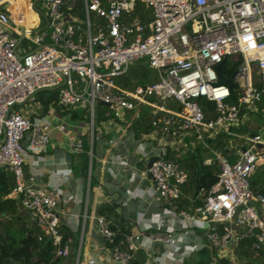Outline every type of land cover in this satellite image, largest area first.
I'll list each match as a JSON object with an SVG mask.
<instances>
[{
	"label": "built area",
	"instance_id": "built-area-1",
	"mask_svg": "<svg viewBox=\"0 0 264 264\" xmlns=\"http://www.w3.org/2000/svg\"><path fill=\"white\" fill-rule=\"evenodd\" d=\"M11 1L0 0V166L14 177L5 197L28 212L29 223L41 230L38 240L47 237L57 256L71 251L70 238L63 239L60 230L61 193L35 185L34 174L23 172L26 156L44 157L48 125L31 117L30 109L13 107L38 91L55 90L62 108L87 112L89 157L94 131L99 138L102 133L94 124L98 102L110 122L143 107L153 115L142 140L130 137L132 151L154 157L143 170L150 185H129L117 203L122 217H127L126 203H138L144 195L155 205L137 210L138 231L124 236V249L108 247L110 263L131 264L141 249L144 264H183L206 244L233 261V247L243 237L255 249L264 246V195L249 185L250 175L264 163V0H81L83 19L69 12L76 0H41L44 24L35 32L31 29L41 21L25 27ZM137 2L150 10L146 23L131 17ZM136 59H143L154 77L127 88L121 81ZM220 76L232 85L220 82ZM219 137L227 141L223 147L232 151V160L207 141ZM101 141L120 144L117 153L111 150L117 174L129 171L133 179L140 158L123 148L116 133L109 143ZM196 145L211 153L202 164L215 166L217 180L205 192L203 206L176 209L187 173L166 154ZM70 148L82 152V140L72 137ZM95 221L106 246L112 243L109 221L102 215ZM194 230L202 231L199 243L187 239Z\"/></svg>",
	"mask_w": 264,
	"mask_h": 264
},
{
	"label": "crops",
	"instance_id": "crops-1",
	"mask_svg": "<svg viewBox=\"0 0 264 264\" xmlns=\"http://www.w3.org/2000/svg\"><path fill=\"white\" fill-rule=\"evenodd\" d=\"M79 1L81 13L79 14L76 10L78 5L77 2L74 3L69 12L77 15L79 19H83L84 11L81 0ZM14 2L15 0L11 1L12 10H14L15 7ZM28 3L31 10L36 15L34 24L30 25L34 26L39 20L41 21V18L33 10L31 0H28ZM23 18L25 20V17ZM39 28H41V26L38 24L37 27L31 30L35 32L38 31ZM21 42L19 44H21ZM38 92L35 96L39 101L32 104L30 116L38 117L43 123L48 125L49 143L47 151L42 159L36 160V158L31 155L25 157L23 172L25 176L31 173L34 174L33 182L35 185L45 190H57L61 193L59 219L61 227L69 234L68 237L71 240L70 252H74L76 258L74 264H88V258H93L95 260L94 264H112L108 261L109 248L97 231L95 216L99 215L97 214V209L100 204H113L119 216L127 223V226H129L130 232L135 233L138 231L136 224L138 219L135 221L137 210H142L144 207H147L148 203L150 207H154L155 204L149 202L150 197L144 195L138 203H126L127 217L123 216V218L120 205L117 203L118 200L122 199L125 195L126 188L129 185H137L140 188L150 185L146 176L143 174L148 160L144 157H140L134 150L132 151L130 145L132 142L130 137L142 140L141 138L146 132L134 135L132 129L128 127L129 123L127 117L130 114L134 116L136 114L134 111H125L123 119L115 118L113 121L111 120V122L103 116L98 121L94 120V124L97 128L102 130V133L99 138L96 136V131H94L95 136L92 138L91 143L93 154L89 157L90 127L88 124L89 118L87 112L81 108L64 109L58 105L57 102H55V104H44L42 99L46 92L43 94ZM73 110H83L85 113L83 112L84 115L80 114L79 117H72L71 111ZM251 124L254 125V123ZM252 125L250 126V130L252 129V131L256 132L257 129L252 128ZM114 130H116V132H114ZM124 130H131L132 136H130L131 134L129 132L125 133ZM114 133H116L117 137L122 138L123 148H127L129 152H133L136 157L140 158L137 163H134L135 173L133 179L129 176V171L126 175L119 176L117 174L119 167L113 160V154L120 150V144L115 142L108 145L101 141L102 138L107 140V142L111 141ZM72 137H78L82 140V152L75 153L71 151L70 139ZM84 144L87 146V148H85L86 150H84ZM98 149L102 152V158H97ZM111 150H113L114 153ZM229 151L232 158H228L232 160L234 156L232 151ZM83 152L87 155L86 166H83L81 161V154ZM179 152L183 151L179 150L178 153ZM0 167L9 172L4 167ZM263 172L264 163L260 164L250 175L249 180L252 178L253 180L249 181V185L254 193H261L264 195V179L262 177H257V175ZM200 193L203 195L204 201L205 192L201 191L198 195H200ZM98 194H114V196L109 200L100 202L97 199ZM252 203L256 206L254 202ZM18 214L27 224L29 223L28 212L25 209L18 206ZM260 216L264 219V212H260ZM201 233V230H194L187 235L188 241L199 243Z\"/></svg>",
	"mask_w": 264,
	"mask_h": 264
},
{
	"label": "trees",
	"instance_id": "trees-1",
	"mask_svg": "<svg viewBox=\"0 0 264 264\" xmlns=\"http://www.w3.org/2000/svg\"><path fill=\"white\" fill-rule=\"evenodd\" d=\"M31 2L33 10L43 18V10L40 8L41 0H31ZM76 2L78 4L76 10L80 14V1L76 0ZM150 15V10L139 2L135 4L134 10L131 12V17L136 16L141 23L148 22ZM153 77L154 72L146 65L144 60L136 59L129 65L121 84L127 88H133L137 84L152 81ZM42 101L44 104H55L57 101L55 90H46ZM200 102L204 104L205 101L202 99ZM96 106L94 120L97 117L98 121L103 117L102 112L105 108L100 102ZM83 112L85 113L83 110H73L71 116L79 117ZM152 116L148 108L143 107L134 116L130 114L127 117L128 127L132 129L134 135L147 132ZM207 141L211 145L214 144V147L220 149L230 159L232 158L230 151L223 147L227 144L226 140L219 137L216 140L207 139ZM85 148L87 146L84 144V150H86ZM202 153L199 146L196 145L184 152L170 151L166 154L167 157L177 161L187 173L186 181L181 186L182 195L177 201V209L192 211L203 206V195L199 196V192H206L217 180L215 166L202 164ZM81 156L82 165L86 166V153L83 152ZM257 177L264 179V172L257 175ZM252 180L253 178L249 181ZM13 186L14 177L12 173L0 167V264H74V252H70L67 256L55 255L54 246L47 237L42 235L43 237L40 240L37 239V236L41 234V230L34 223L27 224L19 216L17 203L14 200L5 198V195ZM97 214L107 219L109 227L114 231L113 242L107 244V247L112 248L116 244L120 249H124V236L130 233V228L119 216L115 206L102 203L97 209ZM60 230L63 239L69 236L63 227H60ZM233 254L234 262L228 256H219L215 248L206 244L186 257L183 264H264V246L255 249L252 246V240L248 237L238 240L233 247ZM145 260V252L136 249L131 264H144Z\"/></svg>",
	"mask_w": 264,
	"mask_h": 264
},
{
	"label": "rangeland",
	"instance_id": "rangeland-1",
	"mask_svg": "<svg viewBox=\"0 0 264 264\" xmlns=\"http://www.w3.org/2000/svg\"><path fill=\"white\" fill-rule=\"evenodd\" d=\"M14 3H15V7H14V11H15V8H17L18 1L15 0ZM19 5L21 7V14H22L23 17H25L26 27L34 24V22L36 20V15L31 10V8L29 6V3H28V0H19ZM43 24H44L43 23V18H41V22H40L39 26H42ZM20 45L27 48L29 44H28V42L26 40H23ZM152 72H153V70H152ZM44 92H46V90H41L38 93L43 94ZM37 101H39L38 98L35 95H33L32 98L28 100V102H25V104H21V105H15L13 107V109H19L20 111H22L23 109H30L32 107V104L37 102ZM97 110H98V108L96 106V111ZM95 121H97V117H96ZM197 146H199L200 150L203 152L201 154L202 158L211 157V153L209 151L205 150L202 145H197ZM113 196H114V194H112V195L98 194L97 199L100 202H102V201L104 202V200H109ZM199 196H201V193H200Z\"/></svg>",
	"mask_w": 264,
	"mask_h": 264
},
{
	"label": "water",
	"instance_id": "water-1",
	"mask_svg": "<svg viewBox=\"0 0 264 264\" xmlns=\"http://www.w3.org/2000/svg\"><path fill=\"white\" fill-rule=\"evenodd\" d=\"M17 10L18 11H21V7H20V5L19 4H17ZM21 23H22V21H21ZM217 69H218V66H217ZM220 82H224V83H226V84H228L229 86H231L232 85V80L231 79H226V78H223L222 76H220V80H219ZM101 103V102H100ZM102 104V103H101ZM154 159V157L153 156H151V157H149L148 158V161H147V166H149V164L151 163V161ZM139 239V238H138Z\"/></svg>",
	"mask_w": 264,
	"mask_h": 264
},
{
	"label": "bare ground",
	"instance_id": "bare-ground-1",
	"mask_svg": "<svg viewBox=\"0 0 264 264\" xmlns=\"http://www.w3.org/2000/svg\"><path fill=\"white\" fill-rule=\"evenodd\" d=\"M19 1V0H18ZM14 11V10H13ZM23 25L26 27V22H25V20H24V18H23Z\"/></svg>",
	"mask_w": 264,
	"mask_h": 264
}]
</instances>
